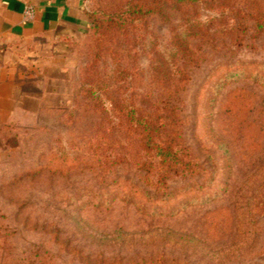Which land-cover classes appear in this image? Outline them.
Instances as JSON below:
<instances>
[{
  "label": "rangeland",
  "instance_id": "obj_1",
  "mask_svg": "<svg viewBox=\"0 0 264 264\" xmlns=\"http://www.w3.org/2000/svg\"><path fill=\"white\" fill-rule=\"evenodd\" d=\"M125 2L84 0L89 26L58 55L18 45L0 58L2 83L25 98L0 99V264H264V36L231 38L202 7L214 34L174 93L151 63L172 61L168 22L94 35L90 14ZM96 78L177 106L210 182L168 179L165 201L132 163L98 170L86 145L97 116L81 101Z\"/></svg>",
  "mask_w": 264,
  "mask_h": 264
},
{
  "label": "trees",
  "instance_id": "obj_2",
  "mask_svg": "<svg viewBox=\"0 0 264 264\" xmlns=\"http://www.w3.org/2000/svg\"><path fill=\"white\" fill-rule=\"evenodd\" d=\"M202 7L218 13L231 38L249 30L264 36V0H126L118 9L90 14L91 29L102 42L110 31H125L138 20L157 16L168 22L172 61L154 56L151 63L154 79L164 89L171 88L167 86L171 82L177 93L189 79L188 68L198 65L202 46L214 34L211 24L199 19ZM124 75L128 77V73ZM110 89L104 79L96 78L88 87L84 86L90 99H81L97 116L86 145L92 149L98 170L109 172L115 164L132 163L150 173L148 184L162 191L155 198L165 201L169 198L164 196L168 179L190 175L199 177L204 184L210 182L203 163L184 143V119L177 106L160 99L122 98ZM97 92L100 94L96 95Z\"/></svg>",
  "mask_w": 264,
  "mask_h": 264
},
{
  "label": "crops",
  "instance_id": "obj_3",
  "mask_svg": "<svg viewBox=\"0 0 264 264\" xmlns=\"http://www.w3.org/2000/svg\"><path fill=\"white\" fill-rule=\"evenodd\" d=\"M27 4L36 8L33 19L25 15ZM88 26L84 0H0V58L18 45L50 46L54 52L59 49L55 52L58 55ZM2 66L0 63V72ZM10 87L13 90V85L2 83L0 76V99H25L18 87L15 93Z\"/></svg>",
  "mask_w": 264,
  "mask_h": 264
},
{
  "label": "built area",
  "instance_id": "obj_4",
  "mask_svg": "<svg viewBox=\"0 0 264 264\" xmlns=\"http://www.w3.org/2000/svg\"><path fill=\"white\" fill-rule=\"evenodd\" d=\"M25 15L28 19H33L36 15V8L32 4H27L25 7Z\"/></svg>",
  "mask_w": 264,
  "mask_h": 264
}]
</instances>
